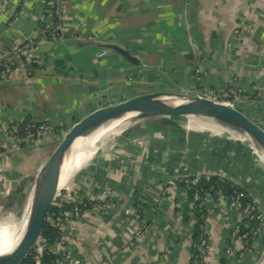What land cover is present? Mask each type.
I'll use <instances>...</instances> for the list:
<instances>
[{"label": "crops", "instance_id": "0c3cea01", "mask_svg": "<svg viewBox=\"0 0 264 264\" xmlns=\"http://www.w3.org/2000/svg\"><path fill=\"white\" fill-rule=\"evenodd\" d=\"M46 3L0 0V62L13 63L7 80H36L0 87V112L16 121L50 120L58 137L71 121L100 106L101 97L116 102L138 88L192 95L201 87L220 93L238 88L251 95L257 86L264 96V0H70L66 40L60 44L51 40L41 47L38 54L46 69L25 76L17 70L24 59L15 49L25 35L35 32ZM16 8L22 11L21 21L11 27L8 15ZM83 39L121 46L139 63L108 47L82 44ZM237 108L264 126V98L239 102ZM206 128L225 130L204 118H141L122 134L125 140L102 150L74 174V183L99 206L78 224L73 241L86 257L84 264L192 263L191 195L180 187L168 188L167 180L212 171L251 190L243 181L245 170L228 159L240 161L239 148L247 150L246 145ZM5 142L0 134V144ZM13 153L1 154L0 165L9 163ZM16 176L24 181L21 173ZM9 180L0 177V198L4 192L13 194L20 184L10 190ZM261 180L250 186L260 195L263 173ZM23 201L25 205L28 199ZM138 203L145 214L125 213L127 206ZM222 204L210 213L208 264L226 263L224 248L233 242L231 228L238 216Z\"/></svg>", "mask_w": 264, "mask_h": 264}, {"label": "built area", "instance_id": "2783aa9c", "mask_svg": "<svg viewBox=\"0 0 264 264\" xmlns=\"http://www.w3.org/2000/svg\"><path fill=\"white\" fill-rule=\"evenodd\" d=\"M47 5L39 13V21L35 32L25 35L16 46L15 54L20 55L24 62L17 70L30 76L37 69H46L47 63L39 56L38 47L51 40L62 42L66 40L65 17L69 13L70 0H47ZM13 9L8 15L9 26H17L21 21L22 11ZM36 65V66H35ZM13 68L11 60L0 62V80H5ZM198 95L214 101L228 104L237 108L239 102H247L255 97H262L257 86L253 87L251 95L238 88H232L224 93L215 89L199 88ZM24 127L19 129L20 121L7 117L0 112V134L4 135L6 142H16L22 146L33 143H41L54 139L56 124L47 119L29 117L24 121ZM1 143V144H5ZM0 145V149H1ZM6 146H4L5 150ZM15 150H9L8 152ZM7 153V152H5ZM4 154L3 153H0ZM216 179V180H215ZM168 188H182L190 193L193 205L192 224L197 228L199 237L192 240V263L208 264L207 255L210 249V217L215 209L221 208L222 201L227 204L229 210L235 211L238 220L231 228V240L224 248V257L227 262L223 264H240L254 254L259 253L260 242L250 243V232H244L251 228L252 222H258L257 233L263 237L264 231V205L258 202V197L245 188L239 181L226 174L215 172H197L192 175L171 177L167 180ZM165 194L167 190L163 191ZM91 194L83 192L74 183L68 180L60 197L58 207L52 223V233L48 238L40 257L34 264H84L86 257L73 245L78 224L89 219L91 213L99 207L91 201ZM115 203H113L114 205ZM126 214H145V207L138 203L136 206H127ZM249 231V230H247ZM141 235L140 231L137 237Z\"/></svg>", "mask_w": 264, "mask_h": 264}, {"label": "water", "instance_id": "95a60500", "mask_svg": "<svg viewBox=\"0 0 264 264\" xmlns=\"http://www.w3.org/2000/svg\"><path fill=\"white\" fill-rule=\"evenodd\" d=\"M64 42V41H62ZM57 42V43H62ZM48 43V42H47ZM82 44H96L100 47L111 48L132 63H139V60L125 48L113 43H96L92 39L81 40ZM48 45V44H47ZM46 43L39 45L38 50L47 46ZM26 82H36L35 79L11 82L7 79L0 80V87L18 85ZM186 98L180 103L171 104L166 97ZM100 106L95 107L88 114L71 121L62 131L53 152L44 163L40 177L35 184L40 186L38 195L32 208L29 230L22 240V245L11 257L0 258V264H34L40 257L44 246L50 237L53 219L58 207L60 197L68 181L60 184L61 165L64 154L70 149L75 140L82 136L89 135L96 127L109 121L115 116L123 115L126 112H136L139 117L170 116V117H193L204 118L220 124L225 130L232 129L243 136V133L250 135V144L264 150V126L251 118L244 111L228 104L202 97L198 94L192 95L186 92L173 91H144L137 89L128 98L111 102L108 97H101ZM97 116L98 125L88 134L87 128L93 115ZM247 139V138H246ZM245 139V140H246ZM255 258L254 264H259L264 256Z\"/></svg>", "mask_w": 264, "mask_h": 264}, {"label": "rangeland", "instance_id": "374dc122", "mask_svg": "<svg viewBox=\"0 0 264 264\" xmlns=\"http://www.w3.org/2000/svg\"><path fill=\"white\" fill-rule=\"evenodd\" d=\"M136 122L137 121H129L124 123V130L122 132L111 138H108V135L103 136L98 141H96L95 146L97 148H102V150H104L106 148L109 149L112 145L122 140H125V137L122 134H125ZM206 129H208L207 130L208 132H210L211 130V128H206ZM212 130H211L212 134L217 132L220 138H222V135L231 138L228 141H231L232 143L233 142L235 143L239 142L240 144L241 143L243 144L244 142L249 143L248 141L243 140L244 138L242 137V135L238 134L232 129H229V131L228 130L222 131L218 129L220 130V132L216 131L214 128ZM60 136L61 134H59L58 137L57 135H55L54 139H49V141L46 140L44 142H41L42 145L39 144L35 146H29L27 150H25L26 146L19 145L16 142L12 143L8 141L5 144H0L2 146L0 149V153L3 152L5 153L13 149L15 150V153H13V155L11 156L12 159L10 160V162L6 163L3 161L4 163L0 165V177L5 176L10 178V180L6 183L7 188L11 190L16 183L20 182L19 178H17L16 176L17 173L18 175L21 173L22 179L24 180L23 182H20L17 188H15V192L13 194L12 191L9 193V195L4 192L3 196H1L0 225L10 222H11L10 224L12 225L13 224L15 225V223L18 225L21 224V222L25 219L26 215L24 214V211L27 204L24 205L23 198L26 199L25 203L27 202V199L29 200L30 192L40 177V173L42 172V167L49 158V156L51 155V153L53 152L54 148L56 147ZM236 137H238L239 139H237ZM245 145L247 147L246 148L247 150H244L241 147L239 148L243 152V156H241L239 159L240 161L234 162L231 158L228 159H229V163L232 166L234 165L236 168H243L245 170L243 175L245 180L243 181H245L246 186L249 185V189L253 190L250 186H253V183L257 185L262 181L261 178H262V173L264 174L263 171L264 165L259 164L260 161L257 162L259 158L257 161L253 159L252 155L253 154L256 155V153L252 148V146L250 145V143ZM4 146H6L5 150L3 149ZM232 153L234 152L231 151V154ZM235 156L236 157H232L234 160L238 158L237 152ZM13 174H16L15 177L13 176ZM74 174H72L68 180L71 181V179H73ZM28 177H31V179H29ZM253 178L257 179L256 182L253 180ZM25 187L26 189H24ZM251 193L255 194L258 197V202L264 205V193H261L260 195L259 191L255 192V190L251 191ZM15 195H17L18 198H16ZM262 232L264 233V231ZM262 254H264V249L262 250Z\"/></svg>", "mask_w": 264, "mask_h": 264}, {"label": "bare ground", "instance_id": "6f19581e", "mask_svg": "<svg viewBox=\"0 0 264 264\" xmlns=\"http://www.w3.org/2000/svg\"><path fill=\"white\" fill-rule=\"evenodd\" d=\"M185 99L186 98L175 96L165 98V100H167L171 104L180 103ZM141 118L142 117H139L136 112H126L123 115L115 116L109 121L96 127L98 125V120L96 114L93 115L91 118V122L87 128V132L84 133V135L91 132L94 127L96 128L89 135L77 138L70 149L64 154L61 165L60 184L68 181L72 174L86 166L98 153L101 152L102 148H97L95 146L96 141H98L105 135H108V138L118 135L124 130V123L129 121H138ZM220 130L216 131L220 132ZM243 136H245L243 139L244 141L246 138V141H252L249 134L244 132ZM236 138L239 139L238 137ZM243 144L249 143L244 142ZM250 145L254 149L261 164L264 165V150L254 146V144ZM39 190L40 186H38L37 188L34 186L32 188L29 200L24 211L26 217L21 222V224L17 225L15 223V225H12L10 224V222L0 225V258L11 257V255L15 254L19 249V246L22 245V240L29 230L32 208L34 207L36 196L38 195ZM259 264H264V256Z\"/></svg>", "mask_w": 264, "mask_h": 264}, {"label": "trees", "instance_id": "16d2710c", "mask_svg": "<svg viewBox=\"0 0 264 264\" xmlns=\"http://www.w3.org/2000/svg\"><path fill=\"white\" fill-rule=\"evenodd\" d=\"M47 1V0H46ZM33 34V33H32ZM31 35V34H30ZM67 38V37H66ZM36 66V65H35ZM24 127V122H20V127H19V129H22ZM216 180V179H215ZM257 226H258V222L256 221V222H252L251 223V228L250 229H245L244 228V232H250V234H249V241H250V243H254V242H257V241H259L260 242V246H261V248H260V250L262 251L264 248H262V247H264V233H263V237H261V239L259 238V235H258V233H257ZM247 230H249V231H247ZM199 230L197 229V228H194V235H193V239H196V238H198L199 237ZM52 233V229H51V232H50V234ZM260 251V252H261ZM256 253V254H254V256H257V257H259L260 256V254L261 253ZM250 259H252V257L251 258H247L246 260H244L243 262H242V264H252L255 260H253V261H250Z\"/></svg>", "mask_w": 264, "mask_h": 264}]
</instances>
